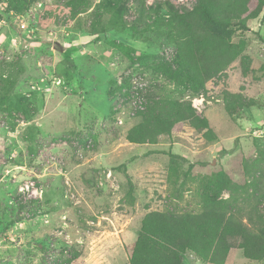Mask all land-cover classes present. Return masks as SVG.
<instances>
[{"label": "rangeland", "instance_id": "obj_1", "mask_svg": "<svg viewBox=\"0 0 264 264\" xmlns=\"http://www.w3.org/2000/svg\"><path fill=\"white\" fill-rule=\"evenodd\" d=\"M195 4L0 0V264H128L146 213H198L222 172L250 179L264 147V14L231 31L244 59L193 92L170 78L168 8ZM224 91L241 96L235 115ZM149 98L194 104L210 132L183 123L154 145L128 142ZM224 264L264 261L234 249Z\"/></svg>", "mask_w": 264, "mask_h": 264}, {"label": "trees", "instance_id": "obj_2", "mask_svg": "<svg viewBox=\"0 0 264 264\" xmlns=\"http://www.w3.org/2000/svg\"><path fill=\"white\" fill-rule=\"evenodd\" d=\"M168 10L172 37L177 42L170 78L190 91L200 92L206 83L226 75L229 66L244 59L231 43V31L247 30L250 20L264 14V0H196L192 10L177 11L172 6ZM70 56L71 50L65 59ZM1 82L7 84L2 88L11 91L10 82ZM222 101L229 115L243 108L239 94L224 91ZM137 117L139 123L126 134L128 142L134 144L154 145L183 123L196 132H210L209 122L188 102L149 98ZM257 155L251 164L244 165V174L250 177L244 182L222 172L202 195L200 212L146 213L128 264H183L186 254L203 264H224L234 249L241 250L248 261H264V147ZM223 191L228 192L227 198H222ZM131 193L130 188L132 203Z\"/></svg>", "mask_w": 264, "mask_h": 264}, {"label": "built area", "instance_id": "obj_3", "mask_svg": "<svg viewBox=\"0 0 264 264\" xmlns=\"http://www.w3.org/2000/svg\"><path fill=\"white\" fill-rule=\"evenodd\" d=\"M192 107H193L194 109H197V108H198V107L195 106L194 104H192ZM63 264H65V263H63Z\"/></svg>", "mask_w": 264, "mask_h": 264}]
</instances>
